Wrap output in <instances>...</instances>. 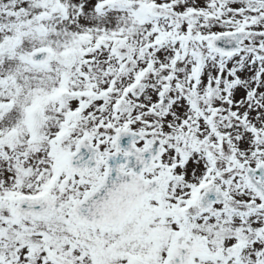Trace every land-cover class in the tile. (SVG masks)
Returning <instances> with one entry per match:
<instances>
[{"label": "snow or ice", "instance_id": "1", "mask_svg": "<svg viewBox=\"0 0 264 264\" xmlns=\"http://www.w3.org/2000/svg\"><path fill=\"white\" fill-rule=\"evenodd\" d=\"M0 264H264V0H0Z\"/></svg>", "mask_w": 264, "mask_h": 264}]
</instances>
